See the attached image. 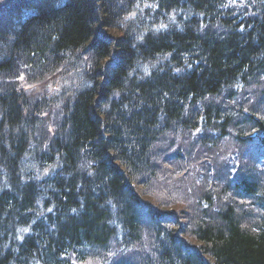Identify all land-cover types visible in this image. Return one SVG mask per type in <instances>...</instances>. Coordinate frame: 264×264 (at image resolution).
<instances>
[{"label":"trees","instance_id":"trees-1","mask_svg":"<svg viewBox=\"0 0 264 264\" xmlns=\"http://www.w3.org/2000/svg\"><path fill=\"white\" fill-rule=\"evenodd\" d=\"M243 3L0 4V264H264V0Z\"/></svg>","mask_w":264,"mask_h":264},{"label":"bare ground","instance_id":"bare-ground-1","mask_svg":"<svg viewBox=\"0 0 264 264\" xmlns=\"http://www.w3.org/2000/svg\"><path fill=\"white\" fill-rule=\"evenodd\" d=\"M204 50H205V49H204ZM211 50H212L213 52H210L209 49H206L205 52H209V53H210L209 55L212 57V55H213V56L215 55V53H214L215 48H211ZM201 54H202V53H201ZM182 66H183V67L190 68L191 66H190V61H189V59L183 61V65H182ZM179 79H180V78H179ZM45 85H46V87H48V86L50 85L49 81H47V82L45 83ZM226 85H227V84H224V85L221 86L218 90H219V91L222 90V88L225 87ZM220 106H221L222 109H229V106H228L227 102L225 101V93H223V95H222V100H221V104H220ZM59 113H60V115H59V117H58V120L60 121L61 116L63 115L62 108L59 109ZM59 121H58V122H59ZM39 153H40V152H39ZM39 153H37L36 155H38ZM236 156H237V154H236ZM57 173H58V171L55 170V169H48V170H45V171L39 172V173H38V180L40 179V180H44V181H49V180H52V181H53V180L56 178Z\"/></svg>","mask_w":264,"mask_h":264},{"label":"rangeland","instance_id":"rangeland-1","mask_svg":"<svg viewBox=\"0 0 264 264\" xmlns=\"http://www.w3.org/2000/svg\"><path fill=\"white\" fill-rule=\"evenodd\" d=\"M5 1H6V0H0V4H1L2 2H5ZM245 4H246V8H247V7H248V5H247V4H248V0L245 1Z\"/></svg>","mask_w":264,"mask_h":264}]
</instances>
